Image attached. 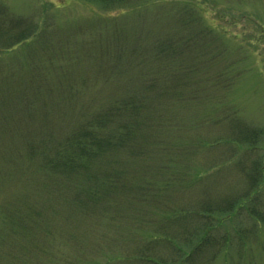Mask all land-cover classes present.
<instances>
[{
    "label": "rangeland",
    "instance_id": "374dc122",
    "mask_svg": "<svg viewBox=\"0 0 264 264\" xmlns=\"http://www.w3.org/2000/svg\"><path fill=\"white\" fill-rule=\"evenodd\" d=\"M120 1L114 0L115 5L105 7L87 0H0V13L9 11L2 12L8 13V17L0 18V25L9 27L0 35L6 33L4 38L14 40L27 28L37 26L39 30L35 41L32 39L26 45L8 51L0 49V264H70L77 259L73 256L78 248L86 250L91 246L99 253L88 256V260L95 258L104 262L119 257L110 264H149L148 260L158 261L161 257L162 263L159 260V264H173L170 251L174 254L184 247L181 237L186 235L176 231V235L173 232L170 235L179 247L164 240L159 250L149 244V248H145L147 245L139 243L141 236L136 233L138 226L132 217V209H123L121 200L119 213L103 212L73 204L72 192L48 196L43 188V184L48 183L39 170L44 157L52 155L51 151L80 125L82 118L88 116L87 110L97 111L93 104L98 103L99 97V103L104 105L127 96L129 91L137 94L136 85L140 83L137 57L151 53L150 45L156 33L164 36L177 29V23L181 26L180 20L187 17L176 9V6L180 7L178 4L166 5L162 3L164 1L154 0ZM197 2L200 11L203 10L201 15H205L217 30L216 35L211 33L212 40L208 43H213L210 53L217 56L219 62H209L207 55L203 56L209 51L199 48L196 53L202 70L219 73L225 65L230 70L235 69L238 75L229 93H225V102L235 106L234 113L213 121L211 113L207 117L210 122L203 131L208 137L228 133L238 139V131L230 129V123L239 130L243 129L246 135L250 132L248 128L259 132L262 128L260 149L246 145L240 148L243 144L236 146L232 141V145L231 142L229 145L218 144L209 151L184 148L182 143L196 140L195 129H171L179 127L178 118L183 110H178L175 116L166 114L167 108L183 103L179 102L182 98L175 99L178 95L174 92L170 96V92L167 95L159 91L151 97L150 110L145 115L147 126L162 129L167 119L171 123L160 133L168 141L162 144V148L153 149L158 159L157 163H151L156 173L152 179H162L160 175L165 172L163 180L167 181L168 187L173 186L168 194L178 197L180 191L185 189L186 194L190 191L179 181L188 166L195 171L196 165L200 170L221 165L216 170L211 169L197 185L198 190L189 194L202 195L194 198L196 202L200 198L206 203L221 202L227 197L233 198L239 189L237 195L246 194L243 184L248 177L247 168L252 163L250 159L260 158L259 155L264 153V0ZM120 6L125 8L120 9ZM178 33L173 32L170 36ZM226 42H231L230 47L224 44ZM152 46L154 50L155 42ZM142 63L150 65L147 60ZM67 83L96 84L91 91L85 89L87 97L96 88L98 92L92 101H88L89 106L81 102L66 111L55 101L57 89L61 91L62 85ZM213 105L208 103L210 107ZM197 106L207 112L205 104L198 103ZM189 108V104L185 106L186 110ZM186 114L182 118L183 124ZM199 118L206 117L200 115ZM200 143L203 145L204 141ZM35 148L39 153L36 151L34 156L30 149ZM178 160L185 161L188 166L176 167L174 164L179 163ZM160 161L165 162V168H156L162 164ZM102 165L106 166L102 171L113 166ZM136 171L137 168L133 167L132 177ZM171 172H174L173 176ZM134 181L137 185L142 183L137 177ZM160 182L158 185L166 186V182ZM73 186L74 183L70 182L67 188L72 190ZM195 207L199 208L198 205ZM263 211L264 185L260 196L251 199L247 208L231 217L217 231H201L205 225L201 220L191 224L188 236L205 233L213 241L212 248L199 256L197 264H264V228L259 231L254 227L261 215L264 219ZM19 218L42 221L25 226ZM192 242L194 244L193 239ZM242 243L248 250L243 255ZM70 256L72 259L66 261ZM140 256H145L146 261L140 262Z\"/></svg>",
    "mask_w": 264,
    "mask_h": 264
},
{
    "label": "trees",
    "instance_id": "16d2710c",
    "mask_svg": "<svg viewBox=\"0 0 264 264\" xmlns=\"http://www.w3.org/2000/svg\"><path fill=\"white\" fill-rule=\"evenodd\" d=\"M87 1L96 2L105 7L115 5L114 0ZM156 1H164L162 3L166 5H180V7L176 6V9L187 17L180 20L181 26L177 23V29L164 34V36H158L156 33L157 36L153 39L156 48L153 50L152 43L150 45L151 53H149V49V54L144 55L142 53L137 57L139 67L137 74H140V83L136 85L138 87L136 89L137 94L129 91L127 96L119 100H111L104 105L99 103L101 99L99 97L98 103L93 104L94 110L97 109V111L91 112V110H87L88 116L82 118L80 125L64 138L58 147L51 151L52 155L44 157L41 167L39 164V170L45 181L48 182L43 184L48 196L72 192L75 197L73 204L84 208H98L97 210L100 209L103 212L114 213L120 212L121 205L119 200H121L123 209L124 207L132 209V213H134L132 217H134L135 224L138 226L135 228L136 233L141 236H139L141 239L139 243L147 245L145 248H149V245H151L153 249L159 250V245L164 240L169 242V244L171 243L174 247H179L175 243L174 237L172 238L170 234L173 232L176 235V231L180 234L185 233L186 237H181L184 247L179 248L178 254L176 251H174V254L170 251V261L173 264H197L199 256L212 248L213 241L205 233L200 236L196 234L188 236L189 230H191L190 225L196 224L197 220H201L202 223H205L201 231L210 229L217 231L231 217L247 208V203L251 199L260 196L264 185V153L259 155L260 158L250 159L252 163L247 168L248 177H246L243 184V189L246 191L244 195H237L240 193L239 189L233 198L227 197L226 200L221 202L216 200L206 203L204 198H200L196 202L194 198L202 197V195L190 196L189 194L198 190L197 185L211 169L216 170L221 165L218 168L217 165L213 167L210 165L208 167L211 168H206V170H200L196 165L194 171L185 161L181 160H178L179 163L176 162L174 165L181 168L185 165L188 166V170L181 176L179 181L183 183L181 186L189 187L190 191L186 194L184 189L177 194L178 197L173 196L172 193L168 194V192L172 191L173 186L168 187L167 181L163 180L166 175L165 172L162 171L163 174L160 175L162 179L158 181L152 179L156 174L153 170V164L157 163L158 159L153 153V149L156 147L162 148V144L168 141L163 139L160 133L164 130L166 131L171 122L167 119L166 126L162 129H158L155 125H151L153 128L147 126L145 115L150 110L151 97L158 94L159 91H164L167 95L170 92V96H173V92L177 93L178 96L175 99L182 98L179 102L183 103L167 108L166 114L171 116L178 114V110H186L185 106L190 105L186 112L181 111L182 114L178 118L179 127L171 128L175 131H181L183 128L188 129L189 127L195 129L196 136H194V139L196 137V140L192 141V143H189V140L186 143H182L184 148L187 149L201 148L209 151L218 144L229 145L228 142L231 141L236 146L243 144L240 148L246 145L248 148L260 149L258 146H260L259 142L263 130L260 128V132L255 129L251 131L252 128H248L250 132L246 135L242 131L243 129L239 130L230 123V129L233 128L238 131V139L228 133L227 135L218 134V136L213 137L206 135L203 128H206V125L210 122L207 117H210L211 113L214 115V117H210L212 121L217 119V117L228 118L234 113L235 106L225 102L227 98L225 93L226 91L229 93L238 75H236L235 69L230 70L225 65H223L222 72L219 73L212 70L206 73V70H202V63L198 59L200 57H197L196 53L199 48L209 51L208 54L205 52L203 55L204 57L207 55L209 62H219H217V56H213L210 53L213 43H208V41L212 40L211 33L216 35L215 32L217 30L208 22V19H205V15H201L203 10L200 11V4L197 0H154V2ZM124 8V6H120V9ZM2 12L9 13V11L5 10L0 13V18L6 19L8 13L4 14ZM203 20L208 23H204ZM8 27L9 25H0V33L2 30H8ZM23 32L24 34L18 35L14 40L4 38L3 36L6 33L0 35V49L8 51L15 46L26 45L32 39L35 41L39 30L35 26L29 30L27 28ZM173 32L179 33L170 36ZM181 32L184 34H181ZM224 44L230 47L231 42ZM145 60L149 61L150 65H144L142 61ZM204 60L207 62L206 59ZM176 78L181 83L173 81ZM95 87L97 85L91 83L85 85L67 83L62 85L61 91L57 89L56 105L62 104L66 111L70 110L75 104H81V102H86V104L88 103L87 106H89V102L95 98L98 89L96 88L88 97L86 96L87 93L85 94V89L91 91ZM60 92H62L61 95ZM198 98L200 100L196 102ZM209 102L214 105L208 106ZM198 103L201 105L205 104L207 112H204L202 108L200 109L197 106ZM29 104L30 102L28 101V107ZM184 113L188 114H186V121L184 120L185 124L182 122ZM200 115L206 118L200 119ZM195 121L198 122L193 124ZM202 140L204 141L203 145L200 143ZM188 143L191 147L188 146ZM30 150H32L34 156L36 151L39 153L38 148ZM253 150L255 151V149ZM171 160L174 161V159ZM152 162L153 164H151ZM133 163L135 166L132 165ZM161 163L156 168H165V162ZM102 164H111L113 166L109 170L102 171L103 167H106ZM133 167L137 168V171L136 175L132 177L131 170ZM72 175L74 176L73 178L70 177ZM170 175L173 176L174 172H171ZM136 177L138 181H142L140 185H137V181H134ZM149 181H152L153 184ZM159 181L166 182V186L158 185ZM70 182L74 183L72 190L67 188ZM181 193L184 195L181 196ZM196 205L199 208H196ZM262 217L261 215L260 220L255 222V230H263L264 224L262 221L264 219ZM39 221H42V219L24 218V220H21L19 218V222L25 226L34 222L39 223ZM235 230L238 231L239 227ZM192 239L194 244H192ZM247 240L251 241V239ZM229 241L227 240V242ZM230 242L233 243V241ZM87 245L90 244L87 243ZM244 246L246 244L242 243V248L244 249V251L243 249L241 250L242 255L248 252ZM97 253L99 251L92 246L86 248V250L80 247L73 256L77 259L71 261L70 264H110L119 258H108L104 262L95 258L86 259L88 256ZM79 258H82V260H79ZM71 259L70 256L66 261ZM139 259L140 262L146 261L145 256H140ZM159 260L162 263L161 257L158 258ZM148 261L149 264L153 261L155 264H159L158 261L153 259ZM67 264L69 263L67 262Z\"/></svg>",
    "mask_w": 264,
    "mask_h": 264
}]
</instances>
